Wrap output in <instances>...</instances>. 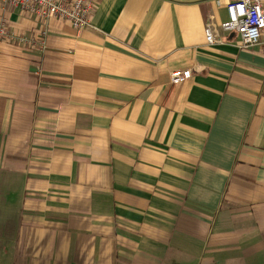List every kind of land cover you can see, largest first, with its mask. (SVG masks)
Listing matches in <instances>:
<instances>
[{
	"label": "crops",
	"instance_id": "obj_1",
	"mask_svg": "<svg viewBox=\"0 0 264 264\" xmlns=\"http://www.w3.org/2000/svg\"><path fill=\"white\" fill-rule=\"evenodd\" d=\"M234 1L97 0L77 31L0 0L46 32L0 38V264H264V45L204 34Z\"/></svg>",
	"mask_w": 264,
	"mask_h": 264
},
{
	"label": "built area",
	"instance_id": "obj_2",
	"mask_svg": "<svg viewBox=\"0 0 264 264\" xmlns=\"http://www.w3.org/2000/svg\"><path fill=\"white\" fill-rule=\"evenodd\" d=\"M9 6L21 12L34 15L45 21H65L74 30L90 28V18L97 0H4ZM227 21L217 28L208 25L205 28V40L212 45L219 42V33L235 34L239 39V48L249 49L264 45V11L261 0H236L228 3ZM46 32L39 38L16 36L0 27V38L19 46L43 48ZM37 40V41H36ZM191 77L190 70H176L170 74V83L178 84Z\"/></svg>",
	"mask_w": 264,
	"mask_h": 264
}]
</instances>
